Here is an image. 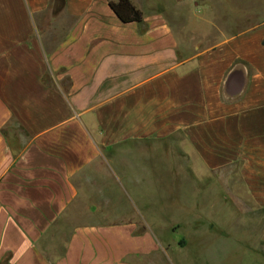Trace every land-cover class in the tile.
Segmentation results:
<instances>
[{
	"label": "crops",
	"instance_id": "crops-1",
	"mask_svg": "<svg viewBox=\"0 0 264 264\" xmlns=\"http://www.w3.org/2000/svg\"><path fill=\"white\" fill-rule=\"evenodd\" d=\"M112 1L0 0V264H175L103 207L165 150L223 185L227 227L261 223L246 257L178 263L264 264V0H131L129 24Z\"/></svg>",
	"mask_w": 264,
	"mask_h": 264
},
{
	"label": "rangeland",
	"instance_id": "rangeland-1",
	"mask_svg": "<svg viewBox=\"0 0 264 264\" xmlns=\"http://www.w3.org/2000/svg\"><path fill=\"white\" fill-rule=\"evenodd\" d=\"M149 158V166L153 168L155 179L140 181L138 193L133 195V199L125 195L106 198L103 207L108 210L107 213L116 209L122 211L124 219L133 220L142 228L137 231L138 234L152 235L159 247L151 257H171L175 264H179L178 257L195 261L203 255L211 257L212 253L219 257H246V249L253 248V242L250 237L244 239L243 236L251 233L253 237V233L259 231L256 229L261 224H258L259 218L252 217L253 226L248 229H242L240 225H235L237 228L234 229L232 225L227 227L224 224L226 214L214 212L220 207V201L224 202V193L221 192L223 185L208 181L209 185L205 187L206 183L193 179L194 176L190 177L189 172L185 175L178 151L177 154L169 150H165L163 154L155 151L153 157ZM203 185V189L207 190L204 194L208 211L205 214L206 221L219 219L222 224V228H219L220 237L213 240L210 237L197 238L195 230L198 216L196 194L198 187ZM210 207L214 208L213 213H210ZM211 242L216 246L211 245ZM226 242L231 243V246L226 247Z\"/></svg>",
	"mask_w": 264,
	"mask_h": 264
},
{
	"label": "trees",
	"instance_id": "trees-1",
	"mask_svg": "<svg viewBox=\"0 0 264 264\" xmlns=\"http://www.w3.org/2000/svg\"><path fill=\"white\" fill-rule=\"evenodd\" d=\"M110 6L124 24L141 23L143 21L142 11H140L131 0L112 1Z\"/></svg>",
	"mask_w": 264,
	"mask_h": 264
}]
</instances>
